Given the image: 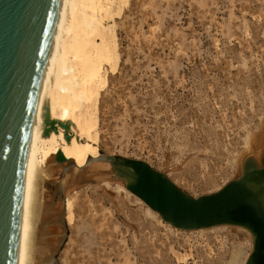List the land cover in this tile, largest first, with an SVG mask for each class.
Masks as SVG:
<instances>
[{"label":"rangeland","instance_id":"rangeland-1","mask_svg":"<svg viewBox=\"0 0 264 264\" xmlns=\"http://www.w3.org/2000/svg\"><path fill=\"white\" fill-rule=\"evenodd\" d=\"M109 24L118 61L100 99L103 155L143 161L193 197L238 177L246 158L263 166L253 138L264 131V0L117 1ZM112 179L72 194L56 264H227L234 248L251 253L233 227L166 226Z\"/></svg>","mask_w":264,"mask_h":264},{"label":"bare ground","instance_id":"bare-ground-1","mask_svg":"<svg viewBox=\"0 0 264 264\" xmlns=\"http://www.w3.org/2000/svg\"><path fill=\"white\" fill-rule=\"evenodd\" d=\"M117 1L125 2L61 0L34 117L15 264H56L57 252L65 243L67 227L73 224L72 194L83 185L89 182L98 185L113 178L119 180L116 184L118 190L131 193L125 187L127 181L118 177L116 167L97 146L102 90L108 70H113L118 61L116 38L109 24ZM262 141L264 131L254 136L253 144ZM56 173L62 175L58 181L57 177L53 178ZM50 185L54 189L52 194L49 193ZM218 227L239 229L252 240L251 233L240 226L172 228L203 231ZM231 253L227 264H245L249 257L242 255L240 248H234Z\"/></svg>","mask_w":264,"mask_h":264},{"label":"water","instance_id":"water-1","mask_svg":"<svg viewBox=\"0 0 264 264\" xmlns=\"http://www.w3.org/2000/svg\"><path fill=\"white\" fill-rule=\"evenodd\" d=\"M60 4L0 0V264H15L26 163ZM105 158L127 181V190L163 222L181 230L243 227L252 235L245 264H264V165L246 158L238 177L216 192L193 197L143 161Z\"/></svg>","mask_w":264,"mask_h":264}]
</instances>
